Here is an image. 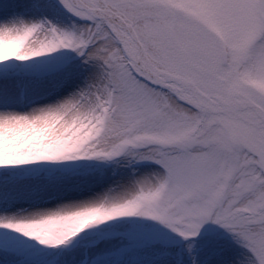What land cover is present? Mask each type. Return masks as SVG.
Listing matches in <instances>:
<instances>
[{"label":"snow or ice","instance_id":"1","mask_svg":"<svg viewBox=\"0 0 264 264\" xmlns=\"http://www.w3.org/2000/svg\"><path fill=\"white\" fill-rule=\"evenodd\" d=\"M0 264H264V0H0Z\"/></svg>","mask_w":264,"mask_h":264}]
</instances>
